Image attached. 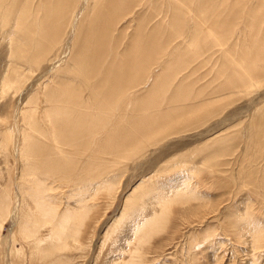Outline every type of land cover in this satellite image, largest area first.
I'll return each mask as SVG.
<instances>
[{
    "label": "rangeland",
    "instance_id": "374dc122",
    "mask_svg": "<svg viewBox=\"0 0 264 264\" xmlns=\"http://www.w3.org/2000/svg\"><path fill=\"white\" fill-rule=\"evenodd\" d=\"M84 1L85 0H79V2H77L78 4L74 10V15H73L74 17H73L70 25L68 26V28L65 32V36H64V39L62 41V44L60 47L57 48V51L53 52L49 56V62L45 64L47 66H45L44 64L43 65L41 64V66L39 67V69L36 72H34L33 74L32 73L27 74V76L30 80L23 78L21 80L22 81L21 83L13 85V88L9 91V93L0 90V94L2 93L0 95L1 96V98H0V129L2 128L1 129L2 133H6L7 131H9L8 128H10L12 130L11 133L14 132V133H12V139H11V142H13V143L11 144V148H10L9 154H8L9 160L6 158V154H4L5 153L4 151H2L0 153V191L7 190L8 188H10V189L12 188L11 189L12 193L8 189L10 192V195H11V197L9 196V203H10L9 208H10V210L8 209V212L5 213V215L3 214L1 217L2 221L0 224V264H264V226H263L264 225V212H263L264 211V198L259 197L258 195H255V193H254L255 192L254 190H256L259 187V192L260 193L262 192L260 195L264 194V185L261 184V181H262L261 179H264V163H263L264 162V140H263L264 139V136H263L264 135V133H263L264 132L263 131L264 130V121H263L264 115L262 116L263 117L262 119L259 118V117H261L262 114H264V111H263L264 110V81H262L263 83L261 82L262 85L260 83H258V85L256 84V87H255V85L252 87H247V88H245L246 91H244L245 90L244 88H241L242 91H240L241 89H239V90L235 89L232 87V85L229 84V81L227 80L228 76H225L228 74L224 72V70H226L224 68L227 67L225 61L228 60L227 59V51L232 50L231 48L236 47V44L238 43L237 44L238 49L237 50H236V48L235 49L233 48V49L235 52L238 51L237 54L240 55V51H241L240 49H241V47L245 48L246 42L248 43L247 49H251V47L249 48V46H251L252 44H251V42L249 44V41L251 40L252 36L249 35L250 32H248L247 28H249V30H250V27L256 26L258 31H260L261 33L262 32L264 33V18L259 21V23H262V24H259L258 21H255L249 25L248 24L246 25V19H244L247 15L246 10L241 11L242 15L240 13H238V15H237V16H239V14H240V17L238 19L239 22L237 20H235L237 22L234 21L235 23H231L230 27H229V29H235L234 30L235 32L232 31L231 37H233V36L238 37V40H237V38L233 37L235 39V41L237 40V42H234L233 38L232 39L230 38V41H232V42L229 41V43L226 44V46H225V47H227L226 50H225V47H223V50L220 51L221 49L217 50L218 46L216 44H214L215 41L213 39H211L209 41V43H210L209 48L210 49L208 50V52H211V53L207 54L208 52H205V53L202 52V53H197V54L194 53L193 54V51H192L191 45H190V42H191L190 41V34L194 33V31L196 30L195 29L196 27L193 28V26L195 24V20H194L195 16L193 14H195V12H197V13H199L200 11L203 12V10L207 7L206 6L207 4L205 2L204 5H200V3L203 1H208V0H176L177 2L178 1H181V2L184 1L186 3V4L183 3L184 7H182L180 10L182 11V14L184 15V17L185 16H187V17L186 18L183 17L184 20L181 22V24H183L182 25L183 30H185V32L183 33V36L178 38V35H177L176 38H178V39L176 40V38H175L174 40H171V41L169 40V38L174 33L171 30V24H172L171 19L174 18L173 17L174 12L172 11L173 7L171 5V0H142L143 3L141 5V10H140L139 6H138V8L136 7L137 9L131 8L130 11H128V13L125 10L122 13V16H120V18H119L120 20H118L119 23L117 21L115 31L114 32L112 31L114 35L112 34L110 37V44L112 43L111 44L112 46H113V43H114V45H116L115 48L118 50V52H117L118 58L115 59L114 57H112L110 55L112 52H110V54H104V56L102 58V59L106 58L105 60H108L111 57L112 60H118V61L124 59L127 62L130 61V63L131 62L134 63L136 61V60H134V54H135V49H136L134 46H135V44L137 45L136 42L141 41L143 43V46L145 47L144 51L147 52V56L145 58H146V62L149 65V66H146V69H144V77L148 76L149 75L148 73H150V75H151L152 72L157 73V75H161V77H163L162 72L166 75V72H165V71H167L166 69H169L167 71V73L170 71L169 72L170 77L172 78V76H173L172 79L170 78L172 80V81H170V84H168V86L165 87V90H166L165 95H166V92L168 93L169 88L171 89L170 90L171 93H173L174 92L173 89H175L176 85L181 83L180 80L181 81L184 80L183 81L184 87L188 88L187 93H188L189 89H190L191 93L193 92L192 94H195L194 96H196L198 93L199 95L196 97L200 98V100H199L200 102L202 101L201 99H204L202 103H205L207 101L206 105L209 106V104H211V103H213V101H215L213 104H217V106L210 105L209 107H207L204 104H202L206 107L205 108L204 106H202V108L206 109V111H204V112L206 114L209 112L207 114V116H206V114H204L206 116V119H205V117H203L204 115H202V118L205 119V120L203 119L205 122L204 121L201 122L202 119H199V118H198V121H197V119L195 121H193V118L190 119L191 116H193L192 114L195 113L194 111L197 110V109H195L196 108L195 106H198L197 104H199L198 110H199V108H201L200 102H198L197 100H193V99H195V97L193 95H191L193 97L189 98L191 100L189 102V104L193 103L194 105L191 104L192 108H190L191 106L187 105L188 101L186 103V100L184 98H182L183 101L181 100L180 104L182 105V103H183V105H184L186 103L184 106L182 105L184 107V110H183L182 106H180V104H179L181 109L184 111V112L180 111L182 113L177 112L181 109H179L180 107L177 108L176 106H175L176 112H174L175 111L174 106L172 108L171 107L172 103L170 104V102H169V104H166V106H164L163 104H159V105L157 104V107L161 105V108L158 107V108L154 109L153 112L156 113L157 115L158 114H160V115H158V117H157V115L155 114L154 115L155 118L152 116L151 119H153V120L155 119L157 124H154L155 122L151 123L150 128H152L154 126L153 129H155V127L157 125L165 123L166 121H169L170 119L167 120V118L171 117L172 121H173V119H177L176 123H180L182 121L180 123V125H181L180 128L176 130V131L179 130L180 132H182V134L178 131L179 132V135H178V133L176 134V131H175L174 132L175 135L171 134V133L170 134L172 136L169 134H167V136L164 135V138H163L164 140L161 139V137H163V136L159 137L158 135L154 134L155 136H158V137H156V138L154 137L156 140H153V136H152V139L150 140L152 142V145L147 144V143H149V141L147 142V140L145 139L146 141H143L141 144H143L144 149H148V150L147 151L144 149L139 150V152H142L144 150L142 153L143 155H144V152L146 151L145 154L147 153V155H144L145 157L143 156V158H140V159L138 158V157H142L141 156L142 154L139 155V152L137 151L138 153L136 152L137 154L133 158L131 157L132 159L131 158H124V159H122L123 161L118 160L116 162V161H114L115 158L112 157V155H113L112 154V155H110L112 157L110 159H109L110 156L107 155V157L109 156L108 159L111 162H109V160L107 159L106 156H103V157H106V158H104V159H106L104 161H101V162L95 161L94 159L97 156H95V154H93V152L97 150L96 149L97 146H100L98 148V150H99L101 148V145H104V144H101L100 139L104 135L103 132H105V134H106V132L108 131L107 127H106L107 130L102 131V132L100 131L101 133L99 132V134L96 132L95 133L96 135L93 134L94 137L97 136V140H100V141H98V142L91 141V145L94 143L93 146H95V147L94 148L91 147L90 151H88V154L92 151L89 154L90 156L88 155V158H90V160L92 161L93 168L91 167L89 170L84 171V174H83L82 168L84 165L83 163L87 162L85 160V158H87V157H84V160L81 159V162H80L81 164L78 162V169L80 167H81V169L76 170L77 175L75 174L76 171L73 172L72 175H70L71 173H65V175H64V172L61 171L62 173L59 175V171L56 172L55 171L56 169L54 170V168L51 169V171H50L51 173H47V172L45 173L44 169L40 166V165H42V166H44V168H46V162H44L45 159H43L44 156L41 154L42 156L40 155V157H43V158L39 159L41 161L35 165L36 166L38 165V168L39 167L42 168V169L39 168V172L37 171L39 174L38 173L37 174L40 175V173L42 172L45 175H40L39 180H40V178H42V180H40V181H43V182L46 181V184L48 183V185H50L51 187L54 188L48 194L50 195L51 199H55V201L57 202V207H58L57 212L59 213V217L62 218L61 216L63 214L68 213L70 215L69 216L70 219L68 221L64 220L63 226H61L59 228H55V232H53V230H52L53 228L51 227V225H48V226H46L45 224L44 225L43 224L35 225L34 223L32 224L30 222V220H32L34 218L32 215H30V214H32V212H28L27 210L32 209L33 206H36V202L34 199V195L31 196V193H29V192H32L33 188L30 185H33V183L29 184V183H26L24 180L22 182V173L21 172L23 170H25L26 165H24L25 162L22 161L23 157H22L21 148H20L21 147L20 146V143H21L20 142L21 141L20 129H22L24 127L23 123L21 122L22 121L21 110L25 109L24 107H26V104L28 103L29 98L31 97L32 94L38 93L39 96L41 95L40 97L42 98L43 97L42 96L43 89H44L43 86H45L47 83L53 85V83L56 82L55 79H57L61 73H63V72L65 73V71H66L65 69H67V67L70 65V62H71L70 59L73 56L72 52H74L73 46H74V43H75L76 38H77L76 33H77L78 29L81 30V26L83 27L85 25V23L88 22L87 20L90 19L88 12L90 10L89 8H91V5L93 3H92V0L91 1L87 0L85 2ZM212 2H213L212 3L213 7L214 8L216 7L217 11L219 12V10L222 9L220 7H221V5L223 6L224 0H212ZM253 4L254 3H252V4L249 3L248 5L253 6ZM85 7H86V9H85ZM125 7H127V6H125ZM216 8L214 10H216ZM134 9H136L135 12L133 11ZM190 11L192 12L191 14H190ZM82 13H84V14H82ZM244 13H245V15H243ZM81 14H82V16L83 15L84 16L81 17ZM77 15H78V17H77ZM123 15H124V17H123ZM192 15H193V17H192ZM140 16L142 18H139ZM145 16H147V17H145ZM134 18H135V20H134ZM143 19L146 21H144ZM140 20H141V22H140ZM126 21H128V22H126ZM162 22H164V24H161ZM243 22H244V25H246V26L243 25ZM209 24L212 27V24L211 23H209ZM137 25H138V27H137ZM146 25H148V27ZM159 25H163V26H160V27H162L161 30H159L160 28H158ZM117 26H118V28H117ZM139 26H141V27H139ZM143 26H144V28L146 27L145 28L146 30H144ZM242 26L245 28V30L242 28ZM225 27H227V26L223 22L219 27L217 25H215V28H213V29H218V35H221V34H224ZM239 27L241 29H243V31ZM117 29H119V30H117ZM151 29H153V30H151ZM221 29H222V31H221ZM82 30H83V28H82ZM139 30H142V31L144 30V32L146 31L147 34L143 33L142 31L140 32ZM251 30H253V29H251ZM189 31L191 32L190 34H189ZM219 31H220V33H219ZM115 32H116V34L118 33L116 36H115ZM119 32H121V33H119ZM124 32H126V33L124 34ZM137 32H140V33H137ZM161 32L163 33L162 35H160ZM170 32H172V33H170ZM155 33H157V35ZM241 33H245L244 34L245 36H243ZM251 33L253 34L252 31H251ZM149 34L153 37L151 38V36ZM120 36H122L123 39H120ZM222 36L223 35H221V37ZM247 36H250V37L248 38ZM242 38L243 39L246 38L245 41ZM129 40H131V41H129ZM167 40H169V43ZM119 41H121V42H119ZM243 41H244V43H243ZM177 43H178V45H177ZM243 44H244V46H243ZM93 45H94V43L91 40L88 43L87 48L88 49L90 48L89 50L92 51L95 49ZM239 45H241V47ZM174 46H176V47H174ZM214 46H216V47H214ZM229 46H231V47H229ZM182 47H184V48H182ZM157 48H160L159 49L160 51H161V49H163L161 51L163 53L160 52V54L158 55L159 51L157 50ZM129 49H130V51H129ZM107 50L111 51L112 49L107 48ZM178 50H180L181 52L179 53ZM171 52L173 54L175 52H177L179 54H178V56H176L177 53H175L173 55V54H171ZM242 53H243V51H242ZM155 54H157V56H158L157 58H156ZM162 54L164 55V57ZM170 54H171V57H170ZM201 54H203V55H201ZM219 55H220V57H219ZM225 55H226V57H225ZM159 56H161L162 58ZM172 56H173V58H175V60L171 59ZM151 57H152V59H151ZM154 57L156 58V61L158 60V58H159V61L161 59L162 60L160 61V64L158 62L157 64H155L156 67L153 68L152 64H153V66H155L154 62H153ZM176 57H178V58H176ZM222 57H223V61H222ZM129 58L131 60L132 59L133 60L131 61ZM148 58H149V60H151V61H149L151 64L148 62ZM180 59H182V60H180ZM164 60H165V64H164ZM214 60H216V61H214ZM174 61H176V62L174 63ZM203 61H204V63H203ZM177 62H178V64H177ZM150 65L152 68L150 67ZM161 65L163 67H161ZM147 67H149L150 69H153V70L150 71V69H147ZM57 68H59V69L57 70ZM160 68H163V69H160ZM164 68H166V69H164ZM182 68H184L185 70H181ZM218 68H221V69L219 70ZM159 69L161 71L162 70L163 71L160 72ZM148 70L150 72H148ZM211 70H214V71H211ZM155 71H157V72H155ZM206 71H207V74H206ZM159 72L161 74H158ZM171 72H174V74H170ZM220 72L222 75L219 74ZM51 74H52V76H51ZM175 74L176 75L179 74V75H177L178 78L176 77ZM150 75H149V77H150ZM165 75H164V77H165ZM219 76H223L222 81H221V79H217V77H219ZM65 77L67 79H69L72 77V75L67 73ZM195 78L196 79L198 78V79L196 80ZM210 78H212V79L210 80ZM220 78H222V77H220ZM224 79H225V83H224ZM79 81H78V79H74L73 83H71L73 85H71V86L74 87L78 84L79 86L77 85V87H80V85H81L80 88H81V90L83 89V91H82V93H83L84 90L86 89V87H85L86 85L84 83H82L81 80H79ZM218 81H219V84H221V85L218 84ZM226 81H228V82H226ZM214 83H216V84L214 85ZM223 83L226 84V86L224 85V88L228 87L227 89L222 90L223 92H225V94H224L225 97H224V95L223 96L220 95V94H223V92L220 91V88L223 87ZM217 84H218L219 91L217 89H215V87L217 88ZM187 85H189V86H187ZM210 85L212 86V89H211V87H209ZM146 86H147L146 88H148L149 84ZM151 86H152V84L150 85V87ZM173 86H174V88L172 89ZM142 87H145V86H142ZM231 87H232L233 93H232V91L230 92ZM0 89H1V87H0ZM191 89H193V90H191ZM196 89H197V91H196ZM228 89H230V90H228ZM233 89H235V90H233ZM250 89H252L253 91ZM211 90L213 92H211ZM207 91H208V93H204ZM226 91H227V93H226ZM256 91H257V93H256ZM228 92H230V93L228 94ZM87 93L88 92H86V91H85V93H83V97H82L83 99L82 100L88 99L89 93L88 94ZM202 93H204V94H202ZM205 94H207V95H205ZM203 95H205L206 97L209 95L208 96L209 99ZM215 95H217V96H215ZM205 98L207 100H205ZM208 101H210L209 104H208ZM39 103L40 104H38V111H39L38 121L41 123H45L46 121L42 122L41 118H42V115L44 114V109L46 107V104H45V101L43 98L39 101ZM92 103H93V101H92ZM92 103L88 102V103H86V106L91 104L92 108H90V109L91 110L94 109L93 111L95 112L93 114V116L97 117L98 113H100L99 107L101 105L95 106L98 103L94 102L95 103L94 105ZM169 105L173 110H171L170 108L168 109ZM48 106L50 107V105H48ZM188 106L190 109L188 108ZM217 107H218V109H217ZM159 108L161 109L160 112H158ZM211 108H212V110L210 111ZM215 108H216V110H215ZM83 109L85 110V108H83ZM90 109H86V110H90ZM163 109H166L168 111H166V110L162 111ZM187 109H188L187 114L188 113H190V114L189 115L183 114L186 112L185 110H187ZM190 110H191V112H189ZM93 111H90L89 115L91 114V112L93 113ZM96 111H98V112H96ZM118 111L112 114L113 115V117H111L112 121H116V120L120 121L121 116L123 117V115H122L123 112H126L124 114L125 116L130 114V116L128 115L127 118L125 116L122 118V119L126 120L125 122L121 119L124 122V124L126 123L127 125H129L130 123H127V121H130V120L134 121L136 119L141 118V116H139L140 117L139 118L136 115L139 113L132 114L127 109L126 110L124 109L121 112L119 109ZM214 111L215 112L217 111L216 112L217 114ZM163 112H165L166 114ZM212 112H214V114H215L214 116L211 115ZM260 112H261V114H260ZM118 113H119L120 117H119V115H117ZM173 113L176 115H172ZM203 113H201V114H203ZM258 114H260V115H258ZM131 115H132V117H131ZM166 115H168V116H166ZM182 115H185V117L183 116L182 117L183 119H180ZM116 116H118V117H116ZM187 116H189L190 118L188 119ZM134 117H135V119H134ZM156 117L157 118L160 117L161 120L156 119ZM128 119H130V120H128ZM165 119H166V121H165ZM178 120L180 122H177ZM199 120H201L200 121L201 123L199 122ZM258 120H262L263 122H260V121L258 122ZM158 121H160L161 123L160 122L158 123ZM162 121H164V122H162ZM186 123H188V124H186ZM194 123H196V125ZM251 123H252V126H251ZM256 123H258V124H256ZM259 123H261V124H259ZM3 124H5V125H3ZM9 124H11V125H9ZM66 124L69 126L71 125V123L70 122L67 123V121H66ZM108 124H109L108 128H110L111 125H110V123H108ZM124 124L122 123L121 126H122V128L125 129L126 128L125 126H127V125L125 124V126H124ZM152 124H153V126H152ZM187 125H190V126L188 127ZM193 125H195V126L191 127ZM262 125H263V127H262ZM43 126L45 127V129L48 128V129H46L47 131L50 129V127L47 125V123ZM248 126H251V127L248 128ZM256 126L262 127V128L259 127V129H261L262 131H259L258 128L257 129L259 132L256 131V129H255ZM182 127H184V128H182ZM186 127H188L187 130H186ZM4 128L6 129V131ZM71 128H69V130L67 129L68 130L67 133L71 132L70 131ZM192 128H193V131H192ZM252 128H254V129H252ZM95 129L97 130L99 128L97 127ZM250 130H251V132H254V133H251ZM248 131H249V133H248ZM48 132H50V131H48ZM257 132L259 133V135ZM260 133H262V134H260ZM49 134H51V132ZM254 134L255 135L257 134L256 135L257 137ZM93 135L91 137H93ZM258 136L260 139H261V137L263 138L262 142L259 141L260 139L258 138ZM168 137H170V138H168ZM251 137L252 138L255 137V139L251 140L252 139ZM95 139L96 138H94L93 140L97 141ZM139 139H140L139 141L142 140V138H139ZM218 139H220V140H218ZM143 140H144V138H143ZM136 141H137V138H136ZM139 141H137V142H139ZM255 141H257V142L259 141V144H257V142L255 143ZM98 143H99V145H98ZM220 143H224V145L223 144L222 145L225 147V148L223 147V149L226 150V153H227V149H228V151H229L228 154H230L231 153L230 150L232 149V153H231L232 156H230V155L228 156L226 154L227 158H224L226 156L225 155L224 157L223 156L221 158L218 157L219 159L215 158L213 160V163H214V161H216V163L221 162V160L223 162H225V161L227 162V160H228V162L230 161V164L232 163L229 166L228 165L222 166L223 170L220 169L221 166H219V165H216V167H215V165L212 163L211 159L209 161L208 160L204 161V159H203L204 157L201 158L203 153L204 154L208 153L210 151V149L214 148V145L216 147V146L220 145ZM209 144H210V146H209ZM250 144H251L250 150L251 149L254 150V151L251 150V152L253 154H255L256 157H257V153H260V154H258V157L260 156L259 160H258V158L254 157L255 155L253 156L252 153H250V151H249V145ZM253 144L255 147L252 146ZM146 145H149V146L151 145L152 147L150 146L151 147L150 148L149 146H146ZM257 145L259 148L256 147ZM259 145H261V147ZM145 146H146V148H145ZM199 148L203 149V150L199 151ZM259 149H260V152L258 151ZM256 151H257V153H256ZM262 151H263V153H262ZM244 152L246 153V156L249 155V153L251 156L249 155L250 157L249 156L246 157ZM191 153H192V156H191ZM187 155H189V156H187ZM196 155L199 157H196ZM241 155L244 158H242ZM193 156H195V157H193ZM252 156L254 158H252ZM261 156H262V158H261ZM182 157H184V159H181L183 161H185L187 159L189 160V158L191 157L190 160H192L191 161L192 164L195 165L197 163L196 166H194L195 170L192 169V167L190 168V167L183 166L184 164H182L183 161H181V160H178L179 162L175 161V159H180ZM231 157H233V158H231ZM245 157H246V159H245ZM113 158H114V160H112ZM222 158H224L225 161ZM135 159H136V161H135ZM233 159H234V161H233ZM240 159L242 160L241 162H240ZM250 159H251V161H250ZM6 160L8 161L9 164L6 163L7 162ZM107 160H108V164L109 163L110 164L112 163V164L108 165L106 162ZM200 160H201V162H200ZM247 161H249V162H247ZM259 161H261V162H259ZM98 162H100V163H98ZM121 162H122V165L120 164ZM174 162H175V164H174ZM202 162H206L207 165H209V163H210L209 166L206 165L207 167H209L208 168V171H210L209 173L207 171V168H204V169L202 168L204 166L203 165L204 163H202ZM242 162H244L243 163L244 168H242V166H241ZM251 162H252V164L259 163L258 166L260 165L262 167V169H260L261 172L260 171L255 172L256 170H259L260 166L259 167L257 166L258 168L256 169L255 168L256 166L252 165ZM95 163L98 164V167L100 166L98 171H101L100 169L102 166L104 167V168L102 167V171L105 172L104 174H106L105 178L106 177L109 178L110 182L108 181L107 178H106L107 180L105 179L106 181H108L107 183H108L109 187H106L105 184L102 185V182L100 181V179H98V181L96 179L98 184L96 183L95 180L93 181L95 184H91L93 182L89 183L90 185H88L87 183L81 184L83 181L86 182L87 178L90 179V178H93L92 177L93 175L96 176L95 173H98V171H93V170H97L96 168H98V167L94 166V165H96ZM114 163L115 164L119 163V164L115 165ZM235 163H236V165H235ZM106 164H107L108 168L105 167ZM181 164H182V166H180ZM245 164L247 165L246 167H245ZM51 165L55 166V163H51ZM79 165H80V167H79ZM110 166H111V169H110ZM119 166H121V167H119ZM227 166H228V168L230 167L229 171H224V170H226ZM231 166H233V167H231ZM237 166L239 168H241L240 171L238 170ZM249 166L251 169L254 168L255 170L253 171V169H252V171H251V169L248 168ZM55 167H58V166L56 165ZM168 167H170V168L168 169ZM172 167L174 168V170L173 169L171 170ZM38 168H37V170H38ZM175 168L177 169L176 170L177 172L175 171ZM180 168H182V169H180ZM246 168H248V169H246ZM107 169H109V170H107ZM118 169H120V170H118ZM243 169H244V171H245V169L246 170L250 169L248 171V174H247V171L245 172L247 174L246 176L250 177V178L245 180L246 182L244 181V179L246 178L245 173L244 174L242 173V172H244ZM112 170L117 171V173H118V171H120V172L117 175L116 174L113 175ZM187 170H191V172L189 173V171H187ZM205 171H207V172H205ZM222 171H224V172L222 173ZM52 172H54L53 174L55 176H52L53 175ZM55 172H56V174H55ZM89 172H91V173L89 174ZM165 172H166V174H165ZM172 172H174V173H172ZM192 172H194V173H192ZM236 172L238 173V175L241 178H238L239 176L237 175ZM239 172L242 173L243 175H241ZM252 172H254V174L256 173V176L254 174H252ZM99 173H102V172H99ZM114 173H116V172H114ZM161 173H162V175H161ZM217 173L221 174L220 175L221 178L219 177V174H217ZM227 173H229V174H227ZM232 173H233V175H232ZM74 174H75V177L73 176ZM85 174H86V176H85ZM91 174H93V175H91ZM171 174L172 175L174 174V175L172 176ZM185 174H186V176H185ZM195 174H196V177H194ZM223 174H225V175H223ZM250 174H251V176H250ZM79 175L81 177L82 176H84V177L83 178L78 177V179H79L78 180L77 176H79ZM211 175H213L215 178H213V176H211ZM230 175H232L233 177ZM44 176H46L45 177L46 179L43 178ZM225 176H226V178H225ZM49 177H52V178H49ZM184 177H187V178H184ZM56 178H58V179H56ZM66 178H68V179H66ZM113 178L116 180H113ZM182 178H184L190 182L187 184L188 187L187 186L185 187V191H187V192L190 191V193L189 194L187 193L186 194L187 196H185V195L184 196L186 198L192 196V198H189L191 200L192 199L194 200V198H195V200L194 201L192 200V202L190 200L191 203H188L189 205H187L186 203L182 204L183 202H187L188 198L186 200H184L183 202H182V200H175V201L169 202V204H167L168 209L166 207H164L163 210H161L162 207H160L158 205L157 201L154 200L152 202L150 200L149 193L147 192L148 195L143 197V200H145L147 203L149 201H151L152 205L150 204L151 205L150 206L148 203V204H146L147 208L145 207L143 210H141V212L140 211H139V213L137 212L138 213L137 215L135 212L132 214L133 211H136V209H134L132 207L133 203H137L140 200V198L143 196L144 190H147V187L153 188V187H155V185H157L156 187L161 186L160 188H162V189L165 187H168L167 189L168 190L170 189V190L167 192V189H166V192L164 191V194H163V196L166 199H168L169 195L170 194L172 195V192L174 190L175 191L173 192L174 194L172 196H175V192L176 193L178 192L177 189H175V188L172 189L169 187L170 186L168 184L169 180H171V181L175 180L174 181L175 183L176 182L179 183V181L182 180ZM194 178H196V179H194ZM237 178L240 180H238ZM254 178H257V180ZM233 179H234V183H232ZM250 179H251V182L248 181ZM56 180H57V182H60V183L55 182ZM75 180H77V181H75ZM157 180H159L160 183ZM215 180L218 182H216ZM241 180H243V183H241L242 182ZM257 181H259V182H257ZM9 182H11L12 185ZM20 182H22L23 185L20 184ZM63 182H66V183H63ZM75 182H76V184H75ZM225 182H226V184H224ZM228 182H230V183H228ZM8 183L12 187L11 186L8 187L9 185L6 187V185ZM109 183L110 184L112 183L111 185L113 187ZM151 183H153L154 185L150 186L149 184H151ZM254 183H255V185L252 186V184H254ZM83 185H85V186L88 185L86 187H88L90 189L87 190V188L84 187ZM94 185H95V187H94ZM142 185H143V187L146 185L143 192L142 191L138 192V194L134 196V192L138 191V188L141 187ZM163 185H165V186H163ZM228 185L230 188H228ZM18 186H19V189H18ZM77 186L79 188H76ZM89 186H92V187H89ZM100 186H101V188H99ZM23 187H25V188H23ZM83 187H84V189H83ZM102 187H104V190L107 188L106 189L107 191L106 190L103 191ZM239 187H241V188H239ZM242 187H244L245 189ZM85 188H86V191L88 193L85 192V194H84L83 191H85ZM97 188H98L99 192H97ZM237 188L240 190L238 191ZM74 189H77V191L80 193H78ZM100 189H101V191H100ZM73 191L74 192L76 191L77 193L76 192L73 193ZM22 193H23V195H22ZM111 193H112V196H111ZM78 194H80V196ZM167 194H169V195H167ZM73 195H75L76 197ZM139 195H142V196L139 197ZM166 195H167V197H166ZM23 196H24V198H23ZM82 196H84V197H82ZM148 196H149V199H148ZM131 197H132V199H134V197H139V198L138 199L135 198L134 200H132ZM144 198H146V199H144ZM173 198H175V197H173ZM197 198H199V199H197ZM11 199H12V204H11ZM82 199H84V200L81 201ZM197 200H199V201H197ZM178 201H180V202H178ZM28 203H31V205ZM84 204H85V206H84ZM153 204L155 206H157V208ZM25 205H27V206H25ZM139 206H141V204ZM152 206H153V208L154 207L155 208L152 209ZM131 208H133V210ZM137 208H139V207H137ZM23 210H26V211H23ZM71 210H72V212H71ZM162 211L165 212V214L163 216L161 215V214H163ZM167 211H169V212H167ZM27 213L28 214L30 213L28 216V219H27ZM166 215H168V217ZM30 216H31V219H30ZM131 216H133V217H131ZM23 217L26 220H24ZM161 217H163V219H161ZM165 217H166V219H165ZM239 217H242L243 219L242 218L239 219ZM250 217L251 218L254 217V218H252V220L250 219L251 222H249L250 220H247ZM255 218L257 219V222L259 224H257ZM27 220H28V222L26 223ZM156 220H158V222H155ZM72 222H73V224H72ZM153 222L155 223V225L153 224ZM76 223H78V224H76ZM246 223H248V224L245 225ZM250 224H251V227H250ZM75 225H77V226H75ZM147 225H149V226H147ZM258 225L260 226V228ZM30 227H32V228L30 229ZM69 227H70V229H69ZM36 228H37V230L35 231ZM247 228H249V229H247ZM29 229H30V231H29ZM205 229H207V231ZM208 229H212V234H211V230H208ZM239 230H240V232H237ZM27 231H28V233H27ZM207 232L209 234H205ZM213 233H214V235H213ZM69 234H71V235H69ZM56 235H57V238H53ZM64 235H66V236H64ZM209 235L211 237L213 236L214 238L213 237L211 238ZM26 236H27V238H26ZM58 237H60V238H58ZM61 238H63V239H61ZM208 238H210V239H208ZM204 240H205L206 244L205 243L201 244V242H204ZM209 240H211V242ZM207 243H210V244H207ZM199 244H201V245H199ZM204 244H205V246H204ZM211 244H212V246H210Z\"/></svg>",
    "mask_w": 264,
    "mask_h": 264
},
{
    "label": "bare ground",
    "instance_id": "6f19581e",
    "mask_svg": "<svg viewBox=\"0 0 264 264\" xmlns=\"http://www.w3.org/2000/svg\"><path fill=\"white\" fill-rule=\"evenodd\" d=\"M87 1V0H85ZM84 1V2H85ZM91 1V0H90ZM77 2H79V0H0V87H1V91H4V92H8L13 88V85L14 84H19L21 83L22 79L25 78V79H29L27 74H33L34 72H36L39 67L41 66V64L45 65L46 63L49 62V56L57 51V48L61 46L62 44V41L64 39V36H65V32L68 28V26L70 25L72 19H73V15H74V10L77 6ZM206 2V8L202 11H200L199 13L195 12V14H193L195 16L194 20H195V24L193 26L196 27L194 31V33H191L189 31V34H190V45H191V49L193 51V54H197V53H205V52H208V50L210 49V43L209 41L211 39H213L215 41L214 44H216L218 46V49H221L220 51L223 50V47L226 46V44L229 43L230 41V38L232 39L233 37H231L232 35V31H234L235 29H229L230 27V24L231 23H235L238 21L239 17H240V14H241V11L243 10H246V17L244 19H246V25L248 24H251L252 22H255V21H259L261 19L264 18V0H224V3H223V6L221 5L220 8H222L221 10H219V12L217 11V8L216 10H214L215 8L213 7V2L212 0H208V1H203L200 3V5H204ZM82 3V2H81ZM88 3V2H87ZM92 5H91V8H89V20H87L88 22L85 23V25L82 27L81 26V30L78 29L77 31V35H76V41L74 43V46H73V50L74 52L73 53V56L72 58L70 59L71 62H70V65L67 67V69H65V73H61L56 80L55 83H53V85L47 83L45 86H43V94H42V98L44 99L45 101V104H46V107L44 109V114L42 115V122H45V123H41L38 121V115H39V111H38V104L39 101L42 99L38 93H34L31 95V97L29 98V101L28 103L26 104V107H24L25 109H22L21 110V118H22V123L24 125V127L22 129H20V134H21V143H20V148H21V153H22V161L25 162L24 165H26V168L25 170H23L21 173H22V182L23 180L26 182V183H33V185H30L32 186V192H29L31 193V196L34 195V199H35V202H36V206H33L32 209H29L27 210L28 212H32V215L34 219L30 220V222L35 225H41V224H45L46 226L48 225H51V227L53 228V232H55V228H59L61 226H63V222L64 220H69L70 219V215L68 213H65L63 214L60 218L59 217V213L57 212L58 211V207H57V202L55 201V199H51L50 195L48 194L49 192H51L54 188L51 187L50 185H48V183L46 184V181H40L42 180V178H40L39 180V176L40 175H45L40 173V175H38L39 173V168H38V165L36 166L35 164H38V162H40L41 158L43 157H40V155L42 154L44 156L43 159H45L44 162H46V168H44V166L40 165L45 173H51V169L54 168V170L57 172L59 171V175L62 173L61 171L64 172V175L65 173H71L70 175H72L73 172H75L76 170H79L81 169L80 165H79V169H78V162L80 163L81 162V159L84 160V157H87L85 158V160L87 162H84L83 164V174H84V171L86 170H89L91 167L93 168L92 166V161L90 160V158H88V155L92 152H90L88 154V151H90V148L91 147H95L93 146V144L91 145V141L93 142H98L101 140V144H104V145H101V148L98 150V148L100 146H97V150L93 152V154H95V161H104L107 157V155H112V157L114 158L112 160L114 161H123L122 159L124 158H133L138 152L139 150H142L144 149L143 148V144H141L143 141H146L147 142L149 141V143L147 144H151L152 145V142L150 141L152 139V136H153V140H156L155 138L156 137H160V136H163L161 137L162 140H164V135L167 136V134L171 135V134H174V132L180 128V122L179 120L177 122H180V123H176V120L177 119H173V121L171 120L172 118L169 117L167 118V120L169 121H166L165 119V123H162V124H159L155 127V129H153V124H152V128H150V125L151 123H154V124H157V122L155 121V119H151L152 116L155 118V114L153 111L154 109L160 107L161 108V105L157 107V104H163L164 106H166V104H171V107L173 108L174 106V112H176V107H180L183 105L180 104V101L184 98L186 100V103L188 101V104L189 106H191L190 108H192V105H194L193 103L189 104V102L191 101L189 98L193 97L195 94H192L190 89L187 93V89L186 87H184V80L181 81L180 80V84H177L175 89L174 86L172 87V89L174 90L173 93H171V89L169 88V91L168 93L166 92V95H165V87L168 86V84H170V81H172L171 79L172 78L170 77L169 75V72L167 73V71L169 69H166L167 71L166 72V75L160 70V69H163V68H160L159 71L162 72V76L165 77H161V75H157V73H154L152 72V74L150 75V73H148L150 75L148 76H145L144 77V69H146V66H149L148 63L146 62V56H147V52H145V47L143 46V43L140 41L136 42L137 45L135 44V54H134V60H136L134 63H130L127 62L126 60H112L111 57L110 59L108 60H105L106 58L102 59L104 54H110V52H112L110 55L112 57H114L115 59H117V52L118 50L115 48L116 45H114L113 43V46L110 44V37L111 35L113 34V32L115 31V27L117 25V21L120 20V16H122V13L126 10L127 13L128 11H130L131 8H138V6L140 7V10H141V5L143 3L142 0H92ZM186 4L184 1H176V0H171V5H172V11L174 12V18L171 19L172 20V24H171V30L174 32L172 34V36H170L169 40H174L176 38V36L178 35V38L179 37H182L183 36V33L185 32V30H183V24H181V22L184 20L183 17L184 15L182 14V11L180 10L182 7H184V4ZM249 3H254L253 6L251 7L250 5H248ZM215 4V3H214ZM81 5V4H80ZM85 5V4H84ZM127 6V7H125ZM134 6V7H133ZM250 6V7H249ZM144 7V6H143ZM136 8V9H137ZM145 8V7H144ZM86 9V7H85ZM134 9L133 11L135 12ZM198 9V8H197ZM84 10V9H83ZM171 11V12H172ZM195 11V10H194ZM85 12V11H84ZM143 12V11H142ZM192 12L190 11V14ZM239 14V16H237ZM84 14V13H82ZM81 14V17H83ZM165 14V13H164ZM163 14V15H164ZM198 14V15H197ZM131 15V14H130ZM144 15V14H143ZM158 15V14H157ZM168 15V14H167ZM192 15V17H193ZM200 15V16H199ZM242 15V14H241ZM245 15V13L243 14ZM126 16V15H125ZM142 16V15H141ZM139 17V18H142V17ZM238 18H237V17ZM78 17V15H77ZM76 17V18H77ZM80 17V18H81ZM87 17V16H86ZM124 17V15H123ZM147 17V16H145ZM144 17V18H145ZM164 17V16H163ZM162 17V18H163ZM187 16H185L184 18H186ZM85 18V17H84ZM138 18V17H137ZM243 19V18H242ZM241 19V20H242ZM82 20V19H81ZM128 20V19H127ZM135 20V18H134ZM144 20V19H143ZM165 20V19H164ZM169 20V19H168ZM237 20V21H235ZM78 21V20H77ZM146 21V20H144ZM160 21V20H159ZM170 21V20H169ZM235 21V22H234ZM125 22V21H124ZM128 22V21H126ZM141 22V20H140ZM155 22V21H154ZM161 22V21H160ZM159 22V23H160ZM225 23V25L227 27H225V30H224V34H221L223 35L221 37V35H218V29H213L215 28V25H217L218 27L222 24V23ZM239 22V21H238ZM119 23V21H118ZM146 23V22H145ZM158 23V22H157ZM212 24V27L210 26V24ZM151 24V23H150ZM161 24H164V22H162ZM242 24V23H241ZM240 24V25H241ZM259 24H262V23H259ZM82 25V24H81ZM129 25V24H128ZM158 25V24H157ZM156 25V26H157ZM193 25V24H192ZM209 25V26H208ZM243 25H244V22H243ZM244 25V26H246ZM142 26V25H141ZM139 26V27H141ZM148 27V25H146ZM160 26H163V25H159L158 28H160L159 30H161L162 27ZM170 26V25H169ZM120 27V26H119ZM126 27V26H125ZM131 27V26H130ZM138 27V25H137ZM211 27V28H210ZM241 27V26H240ZM239 27V28H240ZM250 27V26H249ZM259 27V26H258ZM261 27V26H260ZM83 28V30H82ZM118 28V26H117ZM144 28V26H143ZM146 28V27H145ZM144 28V30H146ZM150 28V27H149ZM192 28V27H191ZM222 28V27H221ZM232 28V27H231ZM242 28L245 30V28L242 26ZM262 28V27H261ZM136 29V28H135ZM140 29V28H139ZM166 29V28H165ZM241 29V28H240ZM243 29H241L243 31ZM248 29V32L251 33V31L253 32V34L251 35L249 33L250 36H252L251 40L249 41V44L251 42V46H249V48L251 47V49H247L248 47V43L246 42L245 44V48H242L241 45H239L241 47V51H240V55H238V51H234V49L236 48V50L238 49V43L236 44V47H233L231 48L232 50H228L227 51V61L226 62V65L227 67H225L224 69V72L227 73L228 75H225V76H228V81H229V84L232 85L233 88L235 89H241V88H247V87H252L255 85L256 87V84L258 85V83L261 84L262 81H264V33L258 31L257 27L256 26H252L250 27V30L253 29V30H249ZM246 29V30H247ZM119 30V29H117ZM144 30H139L140 32L142 31L143 33H146V31L144 32ZM153 30V29H151ZM164 30V29H163ZM113 31V32H112ZM135 31V30H134ZM138 31V30H137ZM169 31V30H168ZM222 31V29H221ZM140 32H137V33H140ZM163 32V31H162ZM161 32L160 35H162L163 33ZM235 32V31H234ZM245 32V31H244ZM121 33V32H119ZM126 32H124L125 34ZM150 33V32H149ZM169 33V32H168ZM172 33V32H170ZM220 33V31H219ZM118 34V33H117ZM116 32H115V36L117 35ZM128 34V33H127ZM147 34V33H146ZM157 35V33H155ZM243 36H245L244 34L245 33H241ZM240 34V35H241ZM114 35V34H113ZM150 35V34H149ZM239 35V36H240ZM119 36V35H118ZM124 36V35H123ZM148 36V35H147ZM151 36V35H150ZM236 36V35H235ZM250 36H247L248 38ZM153 36H151L152 38ZM241 37V36H240ZM157 38V37H156ZM163 38V37H162ZM161 38V39H162ZM176 38V40L178 39ZM234 38H237L238 40V37H234ZM233 38L234 42H237V40L235 41V39ZM244 38V37H243ZM242 38V39H243ZM247 38V39H248ZM80 39V40H79ZM114 39V38H113ZM112 39V40H113ZM119 39V38H118ZM117 39V40H118ZM120 39H123L122 36H120ZM119 39V40H120ZM186 39V38H185ZM246 39V38H245ZM245 39H243L245 41ZM89 40V41H88ZM93 41L94 43V50L90 51L87 46H88V43L90 41ZM126 40V39H125ZM169 40L168 43H169ZM88 41V42H87ZM114 41V40H113ZM122 41V40H121ZM119 41V42H121ZM131 41V40H129ZM156 41V40H155ZM161 41V40H160ZM182 41V40H181ZM243 41V43H244ZM125 42V41H124ZM175 42V41H174ZM232 42V41H230ZM239 42V41H238ZM116 43V42H115ZM135 43V42H134ZM171 43V42H170ZM240 43V42H239ZM123 44V43H122ZM174 44V43H173ZM213 44V43H212ZM109 45V46H108ZM125 45V44H124ZM129 45V44H128ZM133 45V44H132ZM163 45V44H162ZM178 45V43H177ZM235 46V45H234ZM244 46V44H243ZM162 47V46H161ZM176 47V46H174ZM216 47V46H214ZM231 47V46H229ZM107 48H110L112 49L111 51L110 50H107ZM122 48V47H121ZM184 48V47H182ZM181 48V49H182ZM227 47H225V50H226ZM160 48H157V50L159 51L158 55L160 54V52L163 50L161 49V51L159 50ZM180 49V50H181ZM245 49V50H244ZM134 50V49H133ZM180 50L179 53L181 52ZM130 51V49H129ZM243 51V53H242ZM125 52V51H124ZM165 52V51H164ZM167 52V51H166ZM157 53V52H156ZM163 53V52H161ZM177 53V52H175ZM174 53V54H175ZM176 56H178V54ZM211 52H208L207 54H209ZM217 53V52H216ZM119 54V53H118ZM167 54V53H166ZM165 54V55H166ZM169 54V53H168ZM171 54H173L171 52ZM171 54H170V57H171ZM173 54V55H174ZM206 54V55H207ZM163 55V54H162ZM203 55V54H201ZM205 55V56H206ZM212 55V54H211ZM156 58L158 57L157 54H155ZM180 56V55H179ZM216 56V55H215ZM59 57V56H58ZM57 57V58H58ZM161 57V56H159ZM164 57V55H163ZM167 57V56H166ZM169 57V58H170ZM185 57V56H184ZM188 57V56H187ZM210 57V56H209ZM220 57V55H219ZM226 57V55H225ZM156 58L154 57V65L157 64L159 62L160 64V60L159 61V58L158 60L156 61ZM162 58V57H161ZM178 58V57H176ZM199 58V57H198ZM208 58V57H207ZM215 58V57H214ZM121 59V58H120ZM130 59V58H129ZM152 59V57H151ZM164 59V58H163ZM172 60L175 58H171ZM170 59V60H171ZM200 59V58H199ZM131 60V59H130ZM133 60V59H132ZM131 60V61H132ZM167 60V59H166ZM177 60V59H176ZM182 60V59H180ZM211 60V59H210ZM151 61L149 60L148 58V62ZM216 61V60H214ZM222 61H223V57H222ZM221 61V62H222ZM156 62V63H155ZM167 62V61H166ZM176 61H174L175 63ZM188 62V61H187ZM150 63V62H149ZM204 63V61H203ZM209 63V62H208ZM213 63V62H212ZM211 63V64H212ZM151 64V63H150ZM162 64V63H161ZM164 64H165V60H164ZM178 64V62H177ZM176 64V65H177ZM200 64V63H199ZM182 65V64H181ZM47 66V65H45ZM179 66V65H178ZM189 66V65H188ZM193 66V65H192ZM199 66V65H198ZM151 67V65H150ZM152 67H156L153 66L152 64ZM151 67V68H152ZM158 67V66H157ZM160 67V66H159ZM161 67H163L161 65ZM165 67V66H164ZM47 68V67H46ZM64 68V67H63ZM62 68V69H63ZM59 68H57L58 70ZM147 69H150L149 67H147ZM157 69V68H156ZM155 69V70H156ZM194 69V68H193ZM219 70L221 68H218ZM223 69V68H222ZM153 69H150V71H152ZM158 70V69H157ZM181 70H185L184 68H182ZM189 70V69H188ZM192 70V69H191ZM218 70V71H219ZM28 71V72H27ZM146 71V70H145ZM148 70V72H150ZM198 71V70H197ZM202 71V70H201ZM211 71H214V70H211ZM157 72V71H155ZM158 73V74H161V73ZM39 73V72H38ZM46 73V72H45ZM69 73L72 75L71 78L67 79L65 76L66 74ZM37 74V73H36ZM170 74H174V72H171ZM206 74H207V71H206ZM209 74V73H208ZM213 74V73H212ZM216 74V73H215ZM221 74V72L219 73ZM224 74V73H223ZM176 75V74H175ZM174 75V76H175ZM179 75V74H177ZM176 75V77H177ZM222 75V74H221ZM35 76V75H34ZM52 76V74H51ZM200 76V75H199ZM50 77V76H49ZM48 77V78H49ZM57 77V76H56ZM216 77V76H215ZM222 77V78H220ZM171 78V79H170ZM178 78V77H177ZM184 78V77H183ZM214 78V77H213ZM74 79H78L82 81V83H84L86 86V89L84 90L83 93L88 92L89 95H88V99L87 100H82L83 98V89L81 90V85L80 87H77L76 86H71L73 84V81ZM185 79V78H184ZM196 79V78H195ZM198 79V78H197ZM196 79V80H197ZM212 78H210L211 80ZM217 79H223V76H219L217 77ZM30 80V79H29ZM53 80V79H52ZM37 81V80H36ZM220 81V80H219ZM219 81H218V84H219ZM226 81V82H228ZM24 82V81H23ZM80 82V81H79ZM192 82V81H191ZM196 82V81H195ZM214 82V81H213ZM78 83V82H77ZM81 83V82H80ZM201 83V82H200ZM212 83V82H211ZM221 83V82H220ZM224 83H225V79H224ZM223 83V87L220 88V91L223 92L222 90L223 89H227V88H224V85L226 86V84ZM263 83V82H262ZM24 84V83H23ZM75 84V83H74ZM149 84V87L150 85L152 84V86L149 88H146ZM216 83H214L215 85ZM218 84H217V88L215 87V89H218ZM228 84V83H227ZM26 85V84H25ZM221 85V84H219ZM262 85V84H261ZM38 86V85H37ZM79 86V85H78ZM142 86H145V87H142ZM189 86V85H187ZM84 87V88H85ZM170 87V86H169ZM201 87V86H200ZM209 87H211L212 89V86L210 85ZM220 87V86H219ZM232 87H231V90L230 92L232 91ZM208 88V87H207ZM168 89V88H167ZM233 89V90H235ZM257 89V88H256ZM261 89V88H260ZM193 90V89H191ZM216 90V91H217ZM252 90V89H250ZM259 90V89H258ZM20 91V90H19ZM197 91V89H196ZM215 91V92H216ZM242 91V89L240 90ZM246 91V89L244 90ZM253 91V90H252ZM251 91V92H252ZM211 92H213L211 90ZM228 92V94L230 93ZM87 93V94H88ZM204 93H208L207 92H204ZM202 93V94H204ZM227 93V91H226ZM233 93V91H232ZM235 93V92H234ZM257 93V91H256ZM2 94V93H1ZM0 94V95H1ZM5 94V93H4ZM86 94V95H87ZM225 92H223V94H220V95H224ZM8 95V94H7ZM21 95V94H20ZM19 95V96H20ZM193 95V96H191ZM199 94L197 93L196 96H198ZM207 95V94H205ZM203 95V96H205ZM218 95V94H217ZM215 95V96H217ZM195 97V99L193 100H197L198 102H200V98L198 97ZM209 96V95H208ZM208 96L206 98H208ZM221 96V97H222ZM7 97V96H6ZM200 97V96H199ZM220 97V96H219ZM225 97V95H224ZM1 98V96H0ZM3 98V97H2ZM85 98V97H84ZM205 98V100H207ZM214 98V97H213ZM223 98V97H222ZM209 99V98H208ZM202 101L200 102L201 104V108H199L198 110V107H199V104H197L198 106H195L197 110H195L192 114L193 116H191V118L189 116L188 119H192L193 118V121H195L197 119L198 121V118L199 119H202L199 120V122H203L205 119H206V116L207 114L209 113H205L204 111H206V109L202 108V106H207L209 107L210 105H215L217 106V104H213L215 101H213V103L209 104L210 101H208V105H206V102L205 103H202L204 99H201ZM211 100V99H210ZM93 101V103H92ZM92 103L93 105L95 104L94 102L98 103L97 105L95 106H100L99 107V112L97 117L96 116H93V114L95 113L93 110H91L90 108L91 107V104L86 106V103ZM197 102V103H198ZM217 102V101H216ZM185 103V102H184ZM185 103V104H186ZM180 104V106H179ZM184 104V105H185ZM204 104V105H202ZM50 105V107L48 106ZM178 105V106H177ZM183 105V106H184ZM196 105V104H195ZM119 106V107H118ZM176 106V107H175ZM182 106L183 110H184V107ZM188 106V108H189ZM204 106V107H205ZM214 106V107H215ZM170 107V105L168 106V109L170 108L171 110H173L172 108ZM187 107V106H186ZM85 108V110L83 109ZM96 108V107H95ZM98 108V107H97ZM158 109L157 111L160 112L161 109ZM189 108V109H190ZM206 108V107H205ZM260 108V107H259ZM86 109H90V110H86ZM120 109V112L122 110H128L130 111L132 114H136V113H139V114H136L138 117L141 116L140 119H136V120H130V121H127V123H130L129 125H126L124 124V122L126 121L125 119H122L125 115L126 112H123V117L121 116L120 118V121H112L111 117H113V113L117 112L118 110ZM167 109V108H166ZM166 109H163L162 111H165ZM181 109V107L179 108ZM201 109V110H200ZM218 109V107H217ZM15 110V109H14ZM40 110V109H39ZM182 109L177 111L178 113L180 111H183ZM212 110V108L210 109V111ZM216 110V108H215ZM16 111V110H15ZM90 111H93V113L91 112V114L89 115ZM127 111V112H128ZM168 111V110H166ZM186 112L183 113V114H186V115H189L190 113L187 114V110H185ZM264 111V110H263ZM98 112V111H96ZM119 112V111H118ZM156 112V111H155ZM157 112V113H158ZM173 112V111H172ZM184 112V111H183ZM191 112V110L189 111ZM204 112V113H203ZM215 112V111H214ZM214 112L211 113V115H215ZM217 112V111H216ZM215 112V113H216ZM262 112V111H261ZM260 112V114H261ZM165 113V112H163ZM182 113V112H180ZM203 113V114H201ZM106 114V115H105ZM166 114V113H165ZM206 114V116L204 115ZM217 114V113H216ZM258 114V115H260ZM115 115V114H114ZM119 115V113L117 114ZM130 116V114H128ZM128 115H126L125 117L127 118ZM157 115V114H156ZM160 115V114H158ZM157 115V117H158ZM172 115H176V114H172ZM181 115V114H180ZM202 115H204L202 118ZM264 114L261 115V117L259 118H263ZM168 116V115H166ZM185 117V115H182L180 119H183L182 117ZM18 117V116H17ZM115 117V116H114ZM118 117V116H116ZM120 117V115H119ZM132 117V115H131ZM136 117V116H135ZM134 117V119H135ZM137 117V118H138ZM156 119H160L157 118ZM180 117V116H179ZM178 117V118H179ZM176 118V117H175ZM209 118V117H208ZM124 121H122V120ZM204 119V120H203ZM115 120V119H114ZM209 120V119H208ZM14 121V120H13ZM12 121V122H13ZM66 121L67 123L70 122L71 125H67L66 124ZM263 122L264 121V118H263V121L262 120H258V122ZM160 121H158L159 123ZM164 122V121H162ZM188 122V121H187ZM198 122V123H199ZM200 122V123H201ZM205 122V121H204ZM254 122V121H253ZM3 123V122H2ZM9 123V122H8ZM11 123V122H10ZM41 123V124H40ZM47 123V125L50 127V129L48 131L51 132V134H49L50 132H48L45 127L43 125H45ZM108 123H110L111 127L108 128ZM122 123L124 124V126L126 127L125 129L122 128ZM161 123V122H160ZM197 123V124H198ZM185 124V123H184ZM188 124V123H186ZM196 125V123H194ZM209 124V123H208ZM250 124V123H249ZM254 124V123H253ZM258 124V123H256ZM261 124V123H259ZM5 125V124H3ZM11 125V124H9ZM13 125V124H12ZM183 125V124H182ZM195 125L191 126V127H194ZM199 125V124H198ZM14 126V125H13ZM123 126V127H124ZM129 126V127H128ZM186 126V125H185ZM188 127L190 125H187ZM251 126H252V123H251ZM251 126H248V128H250ZM255 126V125H254ZM253 126V127H254ZM6 127V126H5ZM72 127V128H71ZM99 128V129H95V128ZM108 129V131L106 132H103L104 135L103 137L100 139V140H97V136L94 137V135H96L95 133L97 132L99 134V132L101 131H105ZM122 129H121V128ZM188 127H186V130L188 129ZM203 127V126H202ZM260 127V126H259ZM258 126H256V131H258L259 129ZM263 127V125H262ZM260 127V128H262ZM7 128V127H6ZM70 129L71 132H68L67 131ZM184 128V127H182ZM258 128V129H257ZM2 129V128H1ZM0 129V153L2 151H4L6 154V158L9 160L8 158V154H9V150L11 148V144L13 142H11V139H12V132L11 133V129H9V131H7L6 133H2V130ZM5 129V128H4ZM13 129V128H12ZM68 129V130H67ZM254 129V128H252ZM96 130V131H95ZM248 130V129H247ZM6 131V129H5ZM179 131V130H178ZM176 131V134L178 133L179 135V132ZM182 131V130H181ZM192 131H193V128H192ZM254 131V130H253ZM259 131H262L261 129H259ZM258 131V132H259ZM264 131V130H263ZM100 132V133H101ZM157 132V133H156ZM186 132V131H185ZM251 132V130H250ZM257 132V133H258ZM171 133V134H170ZM182 134V132H180ZM249 133V131H248ZM251 133H254V132H251ZM264 133V132H263ZM94 134V135H93ZM97 134V135H98ZM158 135V136H155V135ZM262 134V133H260ZM93 135V137H91ZM175 135V134H174ZM252 135V134H251ZM255 135V134H254ZM257 135V134H256ZM255 135V136H256ZM259 135V133H258ZM172 136V135H171ZM264 136V135H263ZM155 137V138H154ZM257 137V136H256ZM20 138V137H19ZM96 138L95 140L97 141H94L93 139ZM136 138H137V141H139L140 139L139 138H142L141 141L137 142L136 141ZM144 138V140H143ZM167 138V137H166ZM170 138V137H168ZM174 138V137H173ZM239 138V137H238ZM252 138V137H251ZM250 138V139H251ZM259 138V136H258ZM146 139V140H145ZM159 139V138H158ZM255 139L252 138L251 140ZM257 139V138H256ZM260 139V138H259ZM262 137L259 141L262 142ZM161 140V141H162ZM220 140V139H218ZM217 140V141H218ZM238 140V139H237ZM264 140V139H263ZM216 141V142H217ZM243 141V140H242ZM259 141H255V143L257 142V144H259ZM224 142V141H223ZM250 142V141H249ZM160 143V142H159ZM252 143V142H251ZM16 144V143H15ZM217 144V143H216ZM224 143H220V145L216 146L214 145V148L213 149H210V151L208 153H203V155L201 156L204 157V161H209L210 159L212 160V163H213V160L215 158H221L222 156L224 157L226 154L229 156H232L231 153H232V149L230 150L231 153H229L228 149H227V153H226V150L223 149V145ZM263 144V143H262ZM99 145V143H98ZM150 145V146H151ZM146 146H149V145H146ZM145 146V148H146ZM149 146V147H150ZM210 146V144H209ZM212 146V145H211ZM251 144L249 145V151L250 153L251 150H250V147ZM254 146V144L252 145ZM261 147V145H259ZM152 147V146H151ZM150 147V148H151ZM208 147V146H207ZM255 147V146H254ZM253 147V148H254ZM258 147V145L256 146ZM263 147V146H262ZM92 148V149H93ZM225 148V147H224ZM230 148V147H229ZM259 148V147H258ZM206 149V148H205ZM263 149V148H262ZM103 150V151H102ZM144 150H148V149H144ZM143 150V151H144ZM150 150V149H149ZM153 150V149H152ZM200 150H203V149H200L199 148V151ZM248 150V149H247ZM246 150V151H247ZM256 150V149H255ZM138 151V152H137ZM142 152H139V155L143 153ZM145 151V152H146ZM234 151V150H233ZM254 151V150H252ZM260 152V149L258 150ZM96 152V153H95ZM137 152V153H136ZM144 152V155H147V153L145 154ZM152 152V151H151ZM204 152V151H203ZM207 152V151H206ZM198 153V152H197ZM235 153V152H234ZM245 153V152H244ZM243 153V154H244ZM249 153V155H250ZM257 153V151H256ZM263 153V151H262ZM261 153V154H262ZM190 154V153H189ZM195 154V153H194ZM258 154L260 153H257V157L255 154L252 153V155L256 158H258V160L260 159L258 157ZM41 155V156H42ZM138 155V156H139ZM143 154L141 155L142 157H138L139 159L140 158H143L144 156ZM227 155L224 157V158H227ZM247 155V156H249ZM90 156V155H89ZM103 156H106V157H103ZM108 156V157H109ZM189 156V155H187ZM186 156V157H187ZM191 156H192V153H191ZM239 156V155H238ZM245 156H246V153H245ZM246 156V157H247ZM251 156V155H250ZM249 156V157H250ZM252 156V158H254ZM93 157V156H92ZM107 157V159H108ZM111 156L109 157L112 158ZM145 157V156H144ZM185 157V156H184ZM184 157L180 158V159H175V161H178V160H181V159H184ZM195 157V156H193ZM196 157H199L196 155ZM242 157V155H241ZM245 157V159H246ZM5 158V157H4ZM131 158V159H132ZM136 158V157H135ZM191 158V157H190ZM181 160L183 161L182 164H184L183 166L185 167H192V169H194L196 166V164H192V160ZM218 158V159H219ZM224 158H222L224 160ZM233 158V157H231ZM236 158V157H235ZM244 158V157H242ZM251 158V159H252ZM262 158V156H261ZM108 159V160H109ZM202 159V160H203ZM238 159V158H237ZM249 159V158H248ZM250 159V161H251ZM5 160V159H4ZM108 160L106 161L107 164H108ZM257 160V159H256ZM257 160V161H258ZM263 160V159H262ZM7 161V160H6ZM5 161V162H6ZM91 161V162H90ZM129 161V160H128ZM127 161V162H128ZM133 161V160H132ZM136 161V159H135ZM134 161V162H135ZM180 161V162H181ZM225 161V160H224ZM234 161V159H233ZM242 160L240 159V162ZM244 161V160H243ZM253 161V160H252ZM255 161V160H254ZM4 162V163H5ZM36 162V163H35ZM98 162V163H100ZM109 162H111L109 160ZM179 162V161H178ZM199 162V161H198ZM201 162V160H200ZM245 162V161H244ZM242 162L241 166L242 168L243 167V163ZM249 162V161H247ZM261 162V161H259ZM8 163V161L6 162ZM51 163H55V166L57 165L58 167H55V166H52ZM204 163L202 168H207V171H208V168L207 166L210 165H207L206 162H202ZM229 163V164H228ZM238 163V162H237ZM254 163V162H253ZM264 163V162H263ZM262 163V164H263ZM9 164V163H8ZM81 164V163H80ZM96 165L94 166H97L98 167V164L95 163ZM106 164V168H108ZM110 164V163H109ZM108 164V165H109ZM112 164V163H111ZM110 164V165H111ZM115 164V163H114ZM119 164V163H117ZM115 164V165H117ZM122 165V162L120 163ZM175 164V162H174ZM182 164L180 166H182ZM199 164V163H198ZM201 164V163H200ZM216 167V165H219L221 166L220 169H222L224 165H231L230 164V161L227 162H223L221 160V162H218L216 163V161H214L213 163ZM240 164V163H239ZM250 164V163H249ZM252 164V162H251ZM259 163H254L252 165H255L254 167L257 169L259 166H258ZM171 165V164H170ZM177 165V164H176ZM207 165V166H206ZM236 165V163H235ZM10 166V165H9ZM114 166V165H113ZM198 166V165H197ZM202 166V165H201ZM200 166V167H201ZM218 166V167H219ZM226 168V170L224 171H229L230 167ZM247 165L245 164V167ZM258 166V167H257ZM263 166V165H262ZM38 170H37V168ZM100 167V166H99ZM98 168H96L97 170H93V171H98ZM103 167V166H102ZM102 167H101V171H98V173H95V175H93L92 177L93 178H87L86 179V182L83 181L81 184L83 183H87L88 185H90L89 183L93 182L94 180L98 181V179H100V181L102 182V185L105 184L106 187H109L108 186V181H109V178L108 181H106L107 179L105 178L106 174H104L105 172L102 171ZM115 167V166H114ZM121 167V166H119ZM176 167V166H175ZM184 167V168H185ZM233 167V166H231ZM235 167V166H234ZM238 167V166H237ZM40 168V169H42ZM95 168V167H94ZM104 168V167H103ZM113 168V167H112ZM167 168V167H166ZM170 167H168L169 169ZM183 168V167H182ZM180 168V169H182ZM213 168V167H212ZM211 168V169H212ZM250 168V166L248 167ZM246 168V169H248ZM110 169H111V166H110ZM174 170V168L172 167L171 170ZM198 169V168H197ZM200 169V168H199ZM210 169V170H211ZM219 169V168H218ZM228 169V170H227ZM235 169V168H234ZM242 172L243 174L247 171V174H248V171L249 170H246ZM253 171L255 170L254 168H252ZM251 169V171H252ZM262 167L260 166L259 170H256L255 172H261ZM106 170V169H105ZM109 170V169H107ZM116 170V169H115ZM115 170H112L113 171V175L114 174H118L120 171H115ZM120 170V169H118ZM177 169L175 168V171ZM195 170V169H194ZM193 170V171H194ZM223 170V169H222ZM238 170L240 171L241 168L238 167ZM237 170V171H238ZM38 171V172H37ZM41 171V170H40ZM189 171V173L191 172V170H187ZM204 171V170H203ZM205 171V172H207ZM217 171V170H216ZM222 171V173L224 172ZM233 171V170H232ZM231 171V172H232ZM250 171V172H251ZM9 172V171H8ZM55 172V174H56ZM99 172H102V173H99ZM116 172V173H114ZM161 172V171H160ZM168 172V171H167ZM171 172V171H170ZM177 172V171H176ZM195 172V171H194ZM192 172V173H194ZM201 172V171H200ZM210 171H208L209 173ZM38 173V174H37ZM54 172H52L53 174ZM81 173V172H80ZM91 172H89L90 174ZM159 173V172H158ZM169 173V172H168ZM174 173V172H172ZM181 173V172H180ZM220 173V172H219ZM217 173V174H219ZM237 173V172H236ZM240 173V172H239ZM242 173H240L241 175H243ZM77 175V171L75 173ZM75 174L73 175L75 177ZM112 174V173H111ZM156 174V173H155ZM160 174V173H159ZM158 174V175H159ZM166 174V172H165ZM164 174V175H165ZM202 174V173H201ZM216 174V173H215ZM214 174V175H215ZM229 174V173H227ZM245 173V179H248L250 177H247V175ZM252 174H254V172H252ZM260 174V173H259ZM263 174V173H262ZM11 175V174H10ZM48 175V174H47ZM67 175V174H66ZM110 175V174H109ZM112 175V176H113ZM162 175V173H161ZM160 175V176H161ZM170 175V174H169ZM172 175V174H171ZM174 175V174H173ZM172 175V176H173ZM190 175V174H189ZM221 174H219V177L221 178L220 176ZM225 175V174H223ZM233 175V173H232ZM230 175V176H232ZM238 175V173H237ZM256 176V173L254 174ZM52 176H55L54 174ZM58 176V175H57ZM86 176V174H85ZM88 176V175H87ZM176 176V175H175ZM180 176V175H179ZM186 176V174H185ZM213 176V175H211ZM239 176V175H238ZM251 176V174H250ZM9 177V176H8ZM46 176H44L43 178H45ZM73 177V178H74ZM79 178H83L84 176H77V179ZM91 177V176H90ZM157 177V176H156ZM164 177V176H163ZM177 177V176H176ZM196 177V174L195 176ZM218 177V178H219ZM233 177V176H232ZM237 177V176H236ZM244 177V176H243ZM254 177V176H253ZM49 178H52V177H49ZM69 178V177H68ZM66 178V179H68ZM165 178V177H164ZM184 178H187V177H184ZM182 178V180L179 181V183H175L174 181H171L169 180L168 184L170 185L169 187L170 188H175L177 189V193L175 192V196H172L174 193V191L172 192V195L170 194H167L169 195V198L166 199L163 194H164V191L166 192V189L168 187H165V188H160V187H156L157 185H155V187L151 188V187H147V190H144L146 185L143 187V185L141 187L138 188V191L134 192V196L138 194V192H143L144 190V193H143V196L142 195H139L140 198V202L138 201L137 203H133L132 207L134 209H136V211H133L132 214L135 212L136 215L139 213V211L141 212V210H143L145 207L147 208L146 204L149 203V205L151 204V201L153 202L154 200L158 202V205L160 207H162L161 210H163L164 207L167 208V204H169V202H172V201H175V200H182V202L184 200H187V202H181L182 204L186 203L187 205H189L188 203H191L192 200L189 199V198H192L191 197H185L187 196L186 194L190 193V191H185V187L187 186L188 187V183H190L188 180ZM199 178V177H198ZM213 178H215L213 176ZM223 178V177H222ZM226 178V176H225ZM238 178H241L240 176ZM237 178V179H238ZM263 178V177H262ZM21 179V178H20ZM43 179V180H44ZM58 179V178H56ZM106 179V180H105ZM166 179V178H165ZM196 179V178H194ZM224 179V178H223ZM229 179V178H228ZM253 179V178H252ZM257 180V178H254ZM71 180V179H70ZM69 180V181H70ZM79 180V179H78ZM113 180H116L113 178ZM164 180V179H163ZM222 180V179H221ZM240 180V179H238ZM262 180V181H261ZM261 184L264 185V179H261ZM68 181V182H69ZM72 181V180H71ZM74 181V180H73ZM77 181V180H75ZM81 181V180H80ZM96 181V183H97ZM154 181V180H153ZM159 181V180H157ZM162 181V180H161ZM166 181V180H165ZM216 181V180H215ZM223 181V180H222ZM226 181V180H225ZM228 181V180H227ZM231 181V180H230ZM243 183V180H241ZM249 182H251V179L248 180ZM22 182H20V184H22ZM57 182V180L55 181ZM110 182V181H109ZM142 182V181H141ZM212 182V181H211ZM218 182V181H216ZM215 182V183H216ZM239 182V181H238ZM246 182V181H245ZM248 182V183H249ZM259 182V181H257ZM11 184V182H9ZM9 183L6 185V187L9 185ZM25 183V184H26ZM57 183H60V182H57ZM63 183H66V182H63ZM160 183V181H159ZM158 183V184H159ZM195 183V182H194ZM213 183V182H212ZM220 183V182H219ZM218 183V184H219ZM223 183V182H222ZM230 183V182H228ZM234 183V179H233V182ZM19 184V185H20ZM69 184V183H68ZM76 184V182H75ZM80 184V183H79ZM91 184H95L94 182L91 183ZM98 184V183H97ZM110 184V183H109ZM112 184V183H111ZM110 184V185H111ZM145 184V183H144ZM181 184V185H180ZM197 184V183H196ZM226 184V182L224 183ZM236 184V183H235ZM247 184V183H246ZM12 185V184H11ZM11 185H9L8 187H10ZM23 185V184H22ZM73 185V184H72ZM71 185V186H72ZM86 185V186H88ZM100 185V184H99ZM150 186L151 185H154L153 183L149 184ZM161 185V184H160ZM190 185V184H189ZM193 185V184H192ZM242 185V184H241ZM255 185L252 184V186ZM27 186V185H26ZM84 187H86L85 185H83ZM98 186V185H97ZM96 186V187H97ZM112 186V185H111ZM116 186V185H115ZM165 186V185H163ZM167 186V185H166ZM198 186V185H197ZM217 186V185H216ZM220 186V185H219ZM244 186V185H243ZM250 186V185H249ZM261 186V185H260ZM12 187V186H11ZM28 187V186H27ZM83 187V189H84ZM89 187H92V186H89ZM95 187V185H94ZM105 187V188H106ZM113 187V186H112ZM111 187V188H112ZM227 187V186H226ZM235 187V186H234ZM238 187V186H237ZM251 187V186H250ZM25 188V187H23ZM72 188V187H71ZM74 188V187H73ZM76 188H79L78 186ZM87 190L90 189L88 187H86ZM86 188H85V191H83V193L85 194L88 193L86 191ZM101 188V186L99 187ZM103 188V191L104 190V187ZM228 188L229 185H228ZM241 188V187H239ZM244 188V187H242ZM2 189V188H1ZM6 189V188H5ZM11 192V189L8 188ZM3 190V191H0V224H1V217L2 215L5 213L8 212V209L10 210L9 208V196L11 197L10 195V192L9 190ZM18 189H19V186H18ZM28 189V188H27ZM110 189V188H109ZM116 189V188H115ZM160 189V190H159ZM171 189V190H172ZM190 189V188H189ZM238 189V188H237ZM245 189V188H244ZM248 189V188H247ZM77 191V189H74ZM81 190V189H80ZM79 190V191H80ZM96 190V189H95ZM170 190V189H169ZM167 189V192L169 191ZM240 189H238L239 191ZM75 191V192H76ZM101 191V189H100ZM107 191V190H106ZM115 191V190H114ZM193 191V190H192ZM243 191V190H242ZM255 192V195H258L259 197H262L264 198V194L263 195H260L261 193L259 192V187L254 190ZM22 192V191H21ZM73 191V193H75ZM78 192V191H77ZM76 192V193H77ZM97 192L98 191V188H97ZM147 192L149 193V196H150V200L148 203L143 200V197L147 196ZM171 192V191H170ZM12 193V192H11ZM80 193V192H78ZM198 194V193H197ZM23 195V193H22ZM80 196V194H78ZM166 195V197H167ZM185 195V196H184ZM192 195V194H191ZM244 195V194H243ZM75 196V195H73ZM111 196H112V193H111ZM149 196H148V199H149ZM197 196V195H196ZM76 197V196H75ZM84 197V196H82ZM139 197H134L135 198H139ZM164 197V198H163ZM172 197V198H171ZM175 197V198H173ZM184 197V198H183ZM24 198V196H23ZM261 198V199H262ZM27 199V198H26ZM132 199V197H131ZM132 199V200H134ZM146 199V198H144ZM199 199V198H197ZM25 200V199H24ZM28 200V199H27ZM26 200V201H27ZM32 200V199H31ZM84 199H82L81 201H83ZM131 200V201H132ZM191 200V202H190ZM195 200V198H194ZM193 200V201H194ZM202 200V199H201ZM142 201V202H141ZM145 201V202H144ZM189 201V202H188ZM199 201V200H197ZM30 202V201H29ZM34 202V203H35ZM85 202V201H84ZM83 202V203H84ZM136 202V201H135ZM180 202V201H178ZM253 202V201H252ZM251 202V203H252ZM27 203V202H26ZM156 203V202H155ZM256 203V202H255ZM11 204H12V199H11ZM31 205V203H28ZM86 204V203H85ZM84 204V206H85ZM132 204V203H131ZM141 204V206H139ZM185 204V205H186ZM87 205V204H86ZM152 205V204H151ZM150 205V206H151ZM154 205V204H153ZM11 206V205H10ZM27 206V205H25ZM29 206V205H28ZM149 206V207H150ZM155 206V205H154ZM184 206V205H183ZM139 207V208H137ZM157 208V206H155ZM154 207V208H155ZM28 208V207H27ZM84 208V207H83ZM133 208H131L133 210ZM153 206H152V209H154ZM87 209V208H86ZM168 209V208H167ZM229 209V208H228ZM249 209V208H248ZM23 211H26V210H23ZM72 212V210H71ZM138 212V213H137ZM163 214H161L162 216L165 214L164 211H162ZM161 212V213H162ZM169 212V211H167ZM166 212V213H167ZM264 212V211H263ZM25 213V212H24ZM29 214L27 213V219H28V216ZM158 214V213H157ZM156 214V215H157ZM24 215V214H23ZM26 215V214H25ZM130 215V214H129ZM160 215V214H159ZM83 216V215H82ZM135 216V215H134ZM168 217V215H166ZM235 216V215H234ZM261 216V215H260ZM25 217V216H24ZM23 217V219H24ZM87 217V216H86ZM133 217V216H131ZM227 217V216H226ZM238 217V216H237ZM255 217V216H254ZM252 217V218H254ZM79 218V217H78ZM242 218V217H239V219ZM252 218L250 217L249 219L247 220H252ZM30 219H31V216H30ZM81 219V218H80ZM84 219V218H83ZM150 219V218H149ZM158 219V218H157ZM161 219H163V217H161ZM166 219V217H165ZM238 219V220H239ZM243 219V218H242ZM241 219V220H242ZM256 219V218H255ZM26 220V219H24ZM251 220L249 222H251ZM78 221V220H77ZM167 221V220H166ZM28 222V220L26 221V223ZM155 222H158V220H156ZM241 222V221H240ZM247 222V221H246ZM256 222H257V219H256ZM225 223V222H224ZM233 223V222H232ZM238 223V222H237ZM236 223V224H237ZM73 224V222H72ZM75 224V223H74ZM78 224V223H76ZM153 224L155 225V223L153 222ZM240 224V223H239ZM248 223H246L245 225H247ZM257 224H259L257 222ZM24 225V224H23ZM22 225V226H23ZM224 225V224H223ZM77 226V225H75ZM74 226V227H75ZM149 226V225H147ZM235 226V225H234ZM259 226V225H258ZM264 226V225H263ZM208 227V226H207ZM250 227H251V224H250ZM262 227V226H261ZM32 227H30L31 229ZM153 228V227H152ZM211 228V227H210ZM234 228V227H233ZM240 228V227H239ZM238 228V229H239ZM260 228V226H259ZM258 228V229H259ZM29 229V231H30ZM70 229V227H69ZM76 229V228H75ZM249 229V228H247ZM255 229V228H254ZM257 229V230H258ZM262 229V228H261ZM37 230V228L35 229V231ZM74 230V229H73ZM207 231V229H205ZM208 230H211V234H212V229H208ZM214 230V229H213ZM34 231V230H33ZM66 231V230H65ZM237 232H240L237 231ZM257 232V231H256ZM28 233V231H27ZM30 234V233H29ZM37 234V233H36ZM205 234H209L208 232L205 233ZM31 235V234H30ZM71 235V234H69ZM68 235V236H69ZM214 235V233H213ZM61 236V235H60ZM66 236V235H64ZM210 236V235H209ZM211 237V236H210ZM213 237V236H212ZM211 237V238H212ZM27 238V236H26ZM36 238V237H35ZM53 238H57V235L54 236ZM60 238V237H58ZM207 238V237H206ZM205 238V239H206ZM214 238V237H213ZM63 239V238H61ZM210 239V238H208ZM28 240V239H27ZM53 240V239H52ZM207 240V239H206ZM212 240V239H211ZM211 240H209L211 242ZM208 241V240H207ZM58 242V241H57ZM201 242V241H200ZM202 243H205V240L204 242H201ZM60 244V243H59ZM199 244V245H201ZM206 244V243H205ZM204 244V246H205ZM207 244H210V243H207ZM61 246V245H60ZM212 246V244L210 245ZM43 251V250H42ZM62 251V250H61Z\"/></svg>",
    "mask_w": 264,
    "mask_h": 264
}]
</instances>
